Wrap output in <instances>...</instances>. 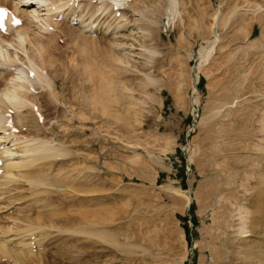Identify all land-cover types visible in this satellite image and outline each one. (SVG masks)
Instances as JSON below:
<instances>
[{"label":"rangeland","instance_id":"obj_1","mask_svg":"<svg viewBox=\"0 0 264 264\" xmlns=\"http://www.w3.org/2000/svg\"><path fill=\"white\" fill-rule=\"evenodd\" d=\"M86 1L78 4L84 12L101 6ZM127 1L114 5L113 16L110 7L105 9L107 14L95 8L91 32L74 19L59 20L57 29L48 31L31 24V32L40 38L47 39L51 31L56 35L45 48L53 61L50 79L59 101L39 96L42 87L32 89L30 99L37 101L30 109L33 118L36 110L41 112L42 117L34 118L41 129L36 130L29 117L27 128L13 123L12 130L29 137L75 140L66 145L79 156L71 164L69 155L49 157L43 165L33 162L38 163L34 171L44 170L45 176L67 173L66 186L71 188L52 183L44 186L47 191L42 194L36 187L32 194L25 186L10 196L2 193L0 246L19 249L21 264H237L245 259L247 264H264V0H174V5L169 0H131V5L137 4L132 10ZM214 14L221 19L216 24ZM119 41L124 46L135 43L126 56L127 48L121 49ZM211 44L212 52L202 63L199 49ZM113 53L116 61L123 58L120 54H130L132 64L124 57L121 62L112 59L115 64L109 65L112 61L107 58H113ZM120 63L119 68L113 67ZM90 68L104 79L99 80ZM9 71L8 78L14 73ZM87 72L95 81L86 77ZM70 94L77 96L73 99ZM91 94L110 100L109 116L92 114L98 123L93 128L87 108L81 115L85 126L73 123L83 129L60 128L57 124L65 120L62 108H68V98L86 102ZM46 96L56 107H49ZM79 186L91 189L73 194L71 190ZM175 189L189 190L186 208ZM106 207L112 211L109 228L128 248L94 244L82 233L71 236L63 231L71 225L61 218L65 211L74 217L79 209L99 210L101 215ZM239 211L247 214V231L237 234ZM39 221L45 225L39 226ZM28 226L39 228L29 231ZM243 248L250 254L239 251ZM1 254L0 264H16L12 256Z\"/></svg>","mask_w":264,"mask_h":264},{"label":"bare ground","instance_id":"obj_2","mask_svg":"<svg viewBox=\"0 0 264 264\" xmlns=\"http://www.w3.org/2000/svg\"><path fill=\"white\" fill-rule=\"evenodd\" d=\"M71 1V3H69ZM85 1V0H83ZM122 1L124 0H87L86 2L89 4H93V5H97V4H100L101 6H104V10H102V8H100L101 6H97L98 7V10L96 9V11L98 12L100 9L101 13L104 14V11L106 12L107 14V11L105 10L106 8H109L108 10L110 9H114V5H117L118 4L120 5L121 3H123ZM127 1V0H126ZM130 1V2H129ZM133 1V0H132ZM171 1V3L173 4L174 3V0H169V2ZM129 2V4H128ZM135 3V1H133ZM80 3V0H0V5H3L4 7L6 8H9L10 9V13H11V18L14 17L16 18L17 21H19V23H16L14 24L12 21H7L6 22V26H5V29L3 31H0V198L1 196L3 195L2 193H7V196L10 194H12L13 190H18L20 187L22 188V186H25L26 188H28L27 190L31 192L32 190V194L37 192V189L40 190V193H45L47 190H46V187L44 186H47V185H51L52 183L53 184H56L57 186H59L60 188H64L66 190L67 187L71 188V186H66L67 185V181H68V175L64 174L62 172V174H64L63 176L61 175H57L55 177H49L45 175H42L44 173V170H35V165L38 164V163H33V162H37V161H40L42 163V165L44 164L45 161H47L48 159H50L49 157H51V160L53 159L52 156L55 157L56 159V156H59L61 158H63L64 156L66 155H69L70 159H69V163L71 164V162H73V160H75L76 158V152H74L73 150L75 149H70L69 146L66 145L69 144L70 142L73 143L74 141H67V140H59V139H56V138H50L48 139L47 135H44V136H41L42 138H38V136L36 135V132H35V135L37 137H29V135H25V134H20V132H18L17 130L14 131L12 130V128L15 127V125L13 123H16L18 124V128L20 127H25L27 128L28 125V119L29 117H31V119L35 120L41 116V112L39 113L38 110L37 113L38 115L36 116V112H35V117L33 118V114H32V110L30 108H32L35 104H36V101H33L30 99V96H32L33 92H31V94L29 95L28 92L31 91L32 89H35V88H40L42 87L43 90H41L38 94L39 96H42L44 97L45 95H50V97L52 96V98L54 100H58L56 99V88L55 86L52 85V81L50 79V76H51V72H53L52 70H50L49 68L52 67V63L53 61L51 60V58H49L46 54V50L47 48H45L48 44V39L51 37V40H52V37H56V35L53 34V32L51 31L52 29L56 30L58 25L57 23L59 22V20L61 22H66V21H71V19H74L75 21H78V23L82 26V28L84 29L85 27L88 28L86 29L85 31H88V32H91L95 27H93L92 25L89 26V24H92L91 22V17L93 15V10L97 7L94 8V6H92L91 10L92 11H89V8L86 9L89 11V15L87 16V21L84 19V17L86 16L85 13L88 12L85 10L84 12V9H81L80 6H78V4ZM125 3V2H124ZM169 3V4H171ZM171 4V5H172ZM81 5V4H79ZM87 5V4H86ZM125 5V4H123ZM127 5H131V0H128L127 1ZM137 5V4H135ZM135 5H131L130 8L131 10L134 9L136 6ZM174 5V4H173ZM116 8V7H115ZM117 8H120V7H117ZM125 8V7H124ZM94 11V13L96 12ZM147 11V10H146ZM92 12V13H91ZM116 12V9H114V11L112 12L111 11V15L113 16ZM118 12V11H117ZM140 12V10H139ZM110 13V12H109ZM113 13V14H112ZM120 13V12H119ZM254 13V12H253ZM88 14V13H86ZM121 16V14H118ZM58 17V18H57ZM102 17V16H101ZM117 17V16H116ZM212 19H214V23L213 24H216L218 23L219 21V17L217 14H214V16L212 15ZM58 19V21H57ZM96 19V18H95ZM226 19V18H225ZM73 20V21H74ZM221 20V19H220ZM227 20V19H226ZM225 20V22H226ZM127 21V19H126ZM139 21V19H138ZM90 22V23H89ZM220 22V21H219ZM34 23L38 28L37 29H40V30H45V31H48L49 29H51L50 33H47L45 36L47 39H43V38H40L41 35L37 36L36 32H31V24ZM152 23V22H150ZM60 24V23H58ZM101 24V23H100ZM127 23L125 22H122V25H125ZM212 24V25H213ZM118 25V24H117ZM211 25V26H212ZM225 25V24H224ZM96 26V25H95ZM210 26V27H211ZM50 27V28H49ZM66 27V26H65ZM101 27V26H100ZM119 27V26H118ZM152 27V26H151ZM93 28V29H91ZM108 28V27H107ZM208 28V27H207ZM224 28V27H223ZM60 29V26L59 28ZM73 29V28H72ZM111 29V28H110ZM58 31V30H57ZM56 31V32H57ZM130 31V30H129ZM241 31V30H240ZM107 31H104V33H106ZM132 32V31H131ZM55 33V31H54ZM131 34V33H130ZM54 35V36H53ZM129 35V34H128ZM142 35V34H141ZM140 35V36H141ZM86 37V36H85ZM129 37V36H128ZM132 39V38H131ZM217 39V38H216ZM54 41V40H53ZM124 41V40H123ZM133 41V40H132ZM215 41V40H214ZM142 42V40H141ZM209 42V41H208ZM212 42V41H211ZM119 44L121 49L126 47L127 51H124L125 53L128 52L129 50H132L131 48H133V44L135 43H129L127 46L125 44L124 46V43L123 45L120 44V41L117 42ZM139 43V42H138ZM137 43V44H138ZM213 43V42H212ZM114 44V45H113ZM206 44H208L206 42ZM210 44V43H209ZM123 47H122V46ZM111 46H115V42H113L112 44H110V47ZM118 46V47H119ZM139 46V45H138ZM137 46V47H138ZM207 46V45H206ZM205 46V47H206ZM117 47V48H118ZM130 47V48H128ZM214 45L211 44L209 47L207 46V48H204L203 46L199 49V57H201L200 59L202 60V63L205 62L204 59L206 60L208 55H209V52L211 51V49H213ZM110 49V48H109ZM113 50V49H111ZM95 52V51H94ZM110 51H108L109 53ZM130 52V51H129ZM128 52V53H129ZM137 52V51H136ZM134 52V53H136ZM212 52V51H211ZM107 53V54H108ZM124 53V54H125ZM142 53V52H141ZM53 54V52H52ZM105 54H106V51H105ZM106 54V55H107ZM116 54V53H115ZM119 54V53H118ZM140 54V53H138ZM137 54V55H138ZM92 55V54H91ZM122 54H120L119 57H125L127 55V53L125 54V56H121ZM129 55L128 54V61H129ZM133 55V54H131ZM94 56V55H93ZM99 56V55H97ZM112 56H114L113 58L110 56V58H107L108 56H106L107 59H111L109 60L112 61V59L116 61V58H115V55L114 53L112 54ZM118 57V56H117ZM125 57V58H127ZM147 57V56H146ZM150 57V56H149ZM96 58V57H94ZM121 59V60H124V59ZM106 59V60H107ZM118 59V58H117ZM147 59V58H145ZM120 58H119V61L118 62H121ZM126 60V61H127ZM144 60V59H143ZM148 60V59H147ZM55 61V60H54ZM84 61V60H83ZM105 61V60H104ZM115 61H112L109 65H112V64H115L114 62ZM116 61V62H117ZM127 61V62H128ZM71 62V61H70ZM130 62V61H129ZM186 62V61H185ZM72 63V62H71ZM94 63V62H93ZM150 63V61L148 62ZM182 63V62H181ZM74 64V63H73ZM97 64V63H96ZM108 64V63H106ZM124 64H127L126 62ZM130 64H132V62H130ZM129 64V65H130ZM146 64V63H145ZM72 65V64H71ZM103 65V64H101ZM105 65V64H104ZM120 64H116L114 65L113 67H118ZM123 65V63H122ZM128 65V64H127ZM142 65V63H141ZM182 65V64H181ZM94 66V65H92ZM99 66V65H98ZM97 66V67H98ZM134 66V65H133ZM143 66V65H142ZM8 67H11V69L14 71V73H12L11 69V77H6L8 75ZM75 67V66H74ZM104 67V66H103ZM102 67V68H103ZM108 67V65L106 66ZM111 67V66H109ZM135 67V66H134ZM89 68V67H88ZM101 68V66L99 67ZM119 68V67H118ZM137 68V67H136ZM83 69V68H82ZM105 69V68H104ZM104 69H103V72H104ZM130 69V68H129ZM143 69V68H142ZM85 70H89V69H85ZM91 70V68H90ZM93 70V69H92ZM91 70V71H92ZM121 70V69H120ZM124 70V69H123ZM140 70V69H139ZM9 71V72H10ZM84 71V70H83ZM90 71V72H91ZM95 71V70H94ZM94 71H92L91 73L92 74H96ZM102 72V73H103ZM123 72V71H122ZM178 72V71H177ZM83 73V72H82ZM85 73V72H84ZM90 74V73H89ZM97 74H98V71H97ZM96 74V75H97ZM105 74V73H104ZM103 74V76H104ZM177 74V73H176ZM86 75H88V72L86 73ZM85 75V76H86ZM94 76V75H93ZM92 75H88L86 77L89 78L90 81L93 80V77ZM102 76V75H101ZM100 76V77H101ZM179 76V75H177ZM97 77H99L97 75ZM99 77V80H103L104 78L102 77V79ZM105 77H107L105 75ZM95 78V77H94ZM150 78V77H149ZM86 79V78H85ZM109 79V78H108ZM88 80V79H86ZM97 80V79H96ZM110 80V79H109ZM148 80V79H147ZM151 80V79H150ZM95 81V80H93ZM98 81V80H97ZM106 81V80H104ZM103 81V82H104ZM100 82V81H98ZM107 82V81H106ZM150 82V81H149ZM155 82V80H154ZM101 83V82H100ZM153 83V82H152ZM104 86H105V83H103ZM151 84V83H150ZM124 85V84H123ZM95 86V85H94ZM104 86H103V89H104ZM108 86V85H107ZM111 84L108 86L110 87ZM106 88L109 90V88ZM97 89V88H96ZM102 89V88H101ZM102 89V90H103ZM115 89H118V88H115ZM121 88H119L120 90ZM92 90V88H91ZM90 90V91H91ZM101 90V91H102ZM125 90V89H124ZM122 90V91H124ZM75 91V90H74ZM112 91V90H111ZM98 92V91H97ZM109 92V91H108ZM76 93V92H75ZM80 93V92H79ZM113 93V92H112ZM99 94V93H98ZM101 94V93H100ZM99 94V95H100ZM109 94H105V98ZM113 95V94H112ZM129 95V94H128ZM36 96V95H35ZM34 96V98H35ZM38 96V97H39ZM48 96L47 97V102L49 104V107H56V103H50V99H48ZM77 96L76 94L72 95L70 94V98L72 97H75ZM81 96V94H80ZM103 96V95H102ZM33 97V96H32ZM83 97V96H82ZM109 97V96H108ZM33 98V99H34ZM37 98V97H36ZM35 98V99H36ZM51 98V100H53ZM104 98V97H103ZM99 98L98 96L96 95H90V96H86L85 97V101L84 104L82 101H79L81 98L78 97V101L77 102H73V101H70L69 98H68V101H66L68 104V108L65 106V108L62 110L63 111V118L65 120H61L60 122H58L57 125L60 126V128L66 130L68 132L69 131H72L71 128L73 127V132H77V130L79 129V127L77 128L78 125H80V127L82 126H85V118L82 119L81 115L83 114V112L88 108V116L90 117L89 119H91V124L93 125V128L94 127H98V123L94 120V117L92 114H97L98 112H100L101 114H104L106 115V117L109 116L108 114V105H109V102L107 101V99L105 100V98ZM131 98V97H130ZM34 99V100H35ZM63 100V98H61ZM67 99V98H66ZM74 99V98H73ZM129 99V98H128ZM138 99V98H137ZM84 100V99H83ZM131 100V99H129ZM44 101V100H43ZM59 101V100H58ZM117 101V100H116ZM131 102V101H130ZM133 103V102H132ZM59 104V103H58ZM57 104V105H58ZM124 104V103H123ZM139 104V103H138ZM64 105H65V101H64ZM76 105V106H75ZM126 105V104H124ZM134 105V103H133ZM38 106V105H37ZM63 106V105H62ZM132 106V105H131ZM138 106V105H137ZM135 106V107H137ZM126 107V106H124ZM123 107V108H124ZM60 108V107H59ZM129 108V106H128ZM132 108V107H131ZM34 109V108H33ZM48 109V108H47ZM83 109V110H82ZM140 110V109H139ZM8 111V112H7ZM34 111V110H33ZM61 111V110H60ZM86 111V112H87ZM123 111V110H122ZM129 111V110H128ZM65 113V114H64ZM113 113V112H112ZM66 114L69 115V117H65ZM80 114V116H79ZM87 114V113H86ZM84 114V115H86ZM111 114V113H110ZM141 114V113H139ZM83 115V117H84ZM103 115V116H104ZM119 115V114H118ZM128 115V113H127ZM126 115V116H127ZM87 116V115H86ZM114 116V115H113ZM125 116V117H126ZM136 116V115H135ZM118 117H123V116H118ZM114 118V117H113ZM129 118V117H128ZM138 118V117H137ZM88 119V118H87ZM116 119V117H115ZM120 119V118H118ZM124 119V118H123ZM130 119V118H129ZM34 120V124L36 125V130H40V126H42L41 123H38ZM121 120V119H120ZM8 121V122H7ZM119 121V120H118ZM131 121V120H130ZM30 123V122H29ZM73 123H77L76 127L73 126ZM126 123V122H125ZM124 123V124H125ZM128 123V121H127ZM55 124V123H54ZM127 125V124H126ZM128 126V125H127ZM92 127V126H91ZM124 127V126H123ZM54 128V127H53ZM52 128V130H53ZM60 128L57 127V129L60 130ZM75 128V129H74ZM261 128L264 130V116H263V119H262V125H261ZM24 129V128H23ZM56 129V128H55ZM83 129V128H81ZM79 129V130H81ZM90 129V128H89ZM62 131V133L66 132V131ZM91 130V129H90ZM93 131V130H92ZM66 132V133H67ZM71 133V134H74V133ZM38 133V132H37ZM42 133V132H41ZM56 133V132H55ZM58 133V132H57ZM79 133V132H78ZM40 134V133H39ZM67 135V134H66ZM70 135V133L68 134V136ZM40 137V135H39ZM157 138V137H156ZM53 140H57L56 143H53L52 141ZM150 141V140H149ZM155 142V141H154ZM9 143V146H5ZM70 145V144H69ZM257 148V147H256ZM82 149V148H81ZM158 149V148H157ZM162 150V149H161ZM73 151V152H72ZM90 154V153H89ZM64 155V156H63ZM74 155V156H73ZM79 156V155H78ZM77 156V158H78ZM67 157V156H66ZM75 157V158H73ZM91 157V156H90ZM48 158V159H47ZM58 158V157H57ZM73 158V159H72ZM76 158V159H77ZM82 158V157H81ZM47 159V160H46ZM65 159V158H64ZM63 159V163L65 162ZM91 159V158H90ZM50 160V162H51ZM72 160V161H71ZM71 161V162H70ZM53 163V162H52ZM51 163V164H52ZM55 163V162H54ZM57 163V162H56ZM62 163V162H61ZM69 164V165H70ZM73 165V163H72ZM90 165V164H89ZM75 166V165H74ZM80 166V165H79ZM87 166V164H86ZM57 167V166H55ZM61 167V166H60ZM76 167L77 164H76ZM85 167V166H84ZM253 167V166H252ZM74 168V167H73ZM81 168V167H80ZM70 169L71 166H70ZM84 169V168H83ZM90 169V167H89ZM85 170V169H84ZM93 170V169H92ZM32 171V173H31ZM66 171V170H65ZM50 172V170H49ZM72 172V171H71ZM51 173V172H50ZM58 173V172H57ZM80 174V173H79ZM75 176V175H73ZM91 179V178H90ZM110 179V178H109ZM83 181V180H82ZM85 182V181H84ZM25 185H24V184ZM116 183V182H115ZM118 183V182H117ZM118 185V184H117ZM107 186V185H106ZM37 189H36V188ZM56 187V186H55ZM58 187V188H59ZM86 187V186H85ZM36 191H35V189ZM78 189H73L71 190V192L73 194L77 193L79 195V193H83V191H89L91 188L88 189H85L83 188V186H79L77 187ZM2 189H3V192H2ZM34 189V190H33ZM106 189V188H105ZM13 191V192H12ZM50 191V190H49ZM48 191V192H49ZM70 191V190H69ZM67 191V192H69ZM105 191V190H104ZM26 192V191H25ZM66 192V193H67ZM122 192V191H121ZM175 192H177L178 195H181L184 197V208H186L188 206V204L190 203V193H189V190L188 189H175ZM19 193V192H18ZM16 193V194H18ZM89 193V192H88ZM104 194V192H102ZM15 194V196H16ZM93 194L92 193H89L88 195H91ZM98 194V192H97ZM95 194V196L97 195ZM5 195V194H4ZM71 195V194H70ZM76 195V194H75ZM81 195H84V194H81ZM100 195V194H99ZM6 196V195H5ZM6 196V197H7ZM13 196L14 198V195H11ZM44 196V195H43ZM74 196V195H73ZM102 196V195H100ZM5 197V198H6ZM26 197V196H25ZM42 197V196H41ZM40 197V198H41ZM9 200H10V197H8ZM12 198V199H13ZM3 199V197H2ZM16 199H17V196H16ZM15 199V200H16ZM35 199V198H34ZM42 199V198H41ZM14 200V201H15ZM33 201V200H32ZM34 202V201H33ZM92 202V201H91ZM41 203V202H40ZM31 204V203H30ZM66 204V203H65ZM35 205V204H34ZM68 205V204H67ZM41 206V205H40ZM241 206V205H240ZM21 207V206H20ZM98 207V206H97ZM110 207V206H109ZM116 207V206H115ZM26 208V207H25ZM48 208V207H47ZM78 208V207H77ZM19 209V208H18ZM54 209V208H53ZM58 209V208H57ZM55 209V210H57ZM60 209V208H59ZM75 209V208H74ZM81 209V207H80ZM80 209L77 211H74V212H78V213H75V217L69 213L66 212V214H64L63 212V215H61V218H64V221L65 223H68V224H71L70 226L68 225L64 230L61 229L60 227V231H66L68 230V232L70 231L69 234H71V236H74L73 234H77V233H82L84 234L83 237H87L88 240H90L89 242H92V243H96L97 242H103V243H106V245H110V247L112 246L113 248L117 249L120 245H124L128 248V245L127 244H121L120 242H118L117 240V237L115 236V234H117L116 232H113V230H111V228H109V225L113 222H111V219H112V211L111 210H108L107 207L105 209V211L107 210V212H105L106 214H102L100 215V212L99 210H93V211H90V210H83V211H80ZM85 209V208H84ZM54 210V211H55ZM244 210V209H243ZM41 211V210H40ZM111 211V213H110ZM70 212V211H69ZM38 213V212H37ZM77 214V215H76ZM55 215V213H54ZM246 213L241 212L239 211L238 214H237V217H238V220H239V225L237 226V234L239 233H243V232H246L247 230H245V219L247 217ZM36 222V221H35ZM31 223V222H30ZM39 226H43L45 225L44 224V221H39L37 222ZM36 224V223H35ZM100 224V225H98ZM121 225V224H120ZM38 227H30L28 226L29 228V231L34 229V228H39ZM66 226V225H64ZM18 229V228H17ZM56 229V228H55ZM21 230V229H20ZM39 230V229H38ZM57 230V229H56ZM8 232V231H7ZM6 232V233H7ZM16 232V231H15ZM22 232V231H20ZM4 233V231L2 232V234ZM54 233V232H53ZM65 233V232H64ZM15 234V233H14ZM120 232L118 233V236H119ZM124 234V233H123ZM80 235V234H79ZM247 235V234H245ZM82 236V235H81ZM127 237V236H126ZM125 237V238H126ZM78 237H75V240L76 242H78ZM86 239V240H87ZM45 240V239H44ZM25 241V240H24ZM29 241V240H28ZM230 242H232V240H230ZM6 243V242H5ZM80 243V242H79ZM90 244V243H88ZM42 245V244H41ZM79 245V244H78ZM82 245V243H81ZM93 245V244H92ZM91 245V246H92ZM140 246V245H139ZM84 247V246H83ZM82 247V248H83ZM87 247V245H86ZM252 247V246H250ZM29 248V247H28ZM121 248V247H120ZM77 249V248H76ZM72 250V249H71ZM81 249H79V252L78 253H83V252H80ZM111 250L113 249H110L108 251H110L111 253ZM117 250H121V249H117ZM126 250H129V249H126ZM244 251V253H248V248H243L239 251ZM19 249H12V248H3L0 246V254L3 253L4 256L9 255V256H12L13 259H14V262L16 264H21L19 261L21 259V255H19ZM21 251V250H20ZM25 253V252H24ZM78 253H74L76 256L79 255ZM128 253V252H127ZM126 253V254H127ZM236 253H238V251H236ZM71 254V253H69ZM68 254V256H69ZM125 254V253H123ZM129 254V253H128ZM2 255V254H1ZM236 255V254H235ZM240 255V254H238ZM17 256V258L15 257ZM21 256V257H20ZM81 256V254H80ZM92 256V254H91ZM247 256V255H246ZM245 256V257H246ZM71 257V260L72 259V256ZM74 257V256H73ZM87 257V256H86ZM99 257V256H98ZM242 257V256H241ZM250 257V256H248ZM262 257V256H261ZM80 258V257H79ZM83 258V256H82ZM93 258V257H92ZM254 258V257H253ZM264 258V257H263ZM70 259V258H69ZM86 259V258H85ZM88 259V258H87ZM90 259V258H89ZM262 259V258H261ZM76 260V259H75ZM78 260V259H77ZM81 260V258L79 259ZM247 259L243 260L242 263H237V264H247L246 262ZM252 260V258H251ZM256 260V259H254ZM13 261V260H11ZM83 261V260H82ZM87 261V260H86ZM238 261V260H236ZM235 261V262H236ZM253 261V260H252ZM104 262V261H103ZM109 262V261H108ZM23 263V262H22ZM72 263H74L72 261ZM85 263V260L84 262ZM86 263H89L90 262H86ZM107 263V262H106ZM255 263V262H254ZM75 264V263H74ZM104 264V263H103ZM108 264H113L112 261Z\"/></svg>","mask_w":264,"mask_h":264},{"label":"snow or ice","instance_id":"obj_3","mask_svg":"<svg viewBox=\"0 0 264 264\" xmlns=\"http://www.w3.org/2000/svg\"><path fill=\"white\" fill-rule=\"evenodd\" d=\"M4 14H5V10L4 9H0V28L3 27V25H2V17H3ZM13 23L14 24L19 23V21L15 20V18H13Z\"/></svg>","mask_w":264,"mask_h":264}]
</instances>
